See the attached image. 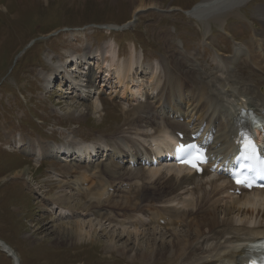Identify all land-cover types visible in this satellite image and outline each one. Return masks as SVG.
<instances>
[{
  "label": "rangeland",
  "instance_id": "374dc122",
  "mask_svg": "<svg viewBox=\"0 0 264 264\" xmlns=\"http://www.w3.org/2000/svg\"><path fill=\"white\" fill-rule=\"evenodd\" d=\"M203 1L0 0V238L21 252L23 264H150L132 259L135 251L124 255L111 249L110 240L122 229L110 226L106 221L96 225L97 234L92 239L60 238L59 224L73 223L61 231H74L77 227L72 215L62 214L60 207L52 202L66 193L54 179L63 177L61 186L66 180L71 186L76 175L68 173L67 164L70 163L61 162L60 156L47 157L43 163L41 157L45 154H39L38 142L105 144L107 139L119 141L122 136H127L145 143L142 134L154 133V129L148 127L150 119L173 111L174 106L182 110L181 115L187 114L188 107L196 99L193 86L185 92L182 105L176 101L179 87L167 88L164 95L159 94L167 67L174 59L183 61L185 69L195 64L215 73L220 65L226 67L225 71L231 70V62L240 57L239 52L245 53L244 57L251 56V49L256 55L261 52L264 0H248L234 7L236 11L227 10L204 21L186 13ZM141 4L150 8L134 15ZM129 22L131 25L126 28ZM106 25L113 27L108 31ZM109 42H114L119 53V66L134 55L136 79L135 84L129 86L133 88L131 91L135 88L142 92L121 98L125 87L117 78L118 66L108 80L104 56L96 60L97 63L91 62L99 92L89 100L76 99V95L85 92L77 88L73 93L69 78L60 80L56 89L50 90L47 80L55 73L62 74L61 71L65 72L63 77H67L65 69L72 54L79 53L83 57L102 54L110 49ZM83 67L81 65L79 71H83ZM257 72L264 78L260 71ZM161 78L163 81L159 83ZM229 81L220 86L221 91L231 88ZM240 86L236 85L237 88ZM98 98L103 107L87 114V108ZM148 103L154 109L141 113L140 104ZM163 104L167 110L162 108ZM221 118L224 123L225 116ZM111 162V158L99 155L90 164L109 165ZM76 163L78 161H73ZM41 164L42 168H39ZM81 165L84 171L87 163ZM130 168L126 159H121L120 171L127 173ZM132 171L139 172L138 169ZM111 183L114 185L115 181ZM166 190L163 185L155 186L149 180L140 183V191L150 201ZM112 195L113 200L124 201L123 194ZM68 197L67 194L69 200ZM76 198V195L72 196L71 203L77 206L90 200V197H81L82 201L78 202ZM123 211L132 213L128 208ZM147 236L143 240H140L141 235L132 240L137 245ZM125 241L126 238L117 240V244ZM0 264H12V259L0 253ZM157 264L164 263L159 261Z\"/></svg>",
  "mask_w": 264,
  "mask_h": 264
},
{
  "label": "bare ground",
  "instance_id": "6f19581e",
  "mask_svg": "<svg viewBox=\"0 0 264 264\" xmlns=\"http://www.w3.org/2000/svg\"><path fill=\"white\" fill-rule=\"evenodd\" d=\"M247 1L204 0L186 12L190 17L204 21L227 10L236 11L234 7ZM146 7L149 6L141 4L135 10L134 15L144 11ZM261 11V14L264 15V10ZM263 26L264 23L262 29ZM106 27L110 31L113 26L106 25ZM260 41L259 51L261 50V52L258 53L259 55H256L253 49H251L250 57H244L245 53L241 55L239 52L240 57L231 62V65L233 64L231 70L227 67L228 69L225 71L226 67L223 68L220 65L217 67V71L213 73L195 64L185 69V66L182 67L183 61L174 59L172 65L167 67L164 86L159 94L164 95L167 88L170 90L172 87H179V96L176 97V101L182 105L181 103L185 102V92L193 86L196 89H194L193 94L196 97L195 101L188 107L187 114L181 115L182 110L180 111L174 106L173 111H166L165 115L158 114L157 117L150 119L148 127L154 129V133L140 135L144 137L145 143L127 136H122L119 141L107 139L108 141L104 142L105 147L102 146L101 148H107L104 152H108L109 147L114 149V152L110 156L108 155V158L110 157L112 160L109 165L100 163L91 165L89 163L93 157L91 154L93 148L96 149L98 155L101 152L100 147H93L91 143L79 144L75 149L82 155V163H87V168L83 171L82 165L73 164V158L70 157L74 145L38 142L40 155L44 153L47 156L52 155L55 151L68 150L69 156L63 155L64 160L61 161L70 162L67 164L68 173L76 175L71 186L67 180L63 183L67 186H61L63 177L54 179L58 187L66 193L53 199L52 202L60 207L62 214L66 212L71 214L74 225L77 227L74 231H67L68 229L61 231L62 228L69 227L73 223L67 224V226L63 223L59 224L58 228L61 233L58 234L60 238L71 236L76 240L92 239L96 233V225L106 221L109 222L110 226H119L122 229L121 233H116V235L114 233L113 239L108 244L109 247L124 255L135 251V255L132 257L134 260H141L150 264H157L159 261L164 264H239L246 262L250 256L251 247L249 244L252 245L256 240L264 239V190L244 192L239 196H233L230 193L233 186L227 177L212 174L210 168L202 176H199L184 167L147 168L142 163L144 155L154 154L158 151V142L176 143L177 131L184 134L199 133V140L204 142L205 146L209 147L213 156L216 157L214 163L219 157L227 160V157L235 149V141L242 134V127L237 121L238 116L243 111L247 113L249 110L254 114L264 115V78L257 72L260 71L264 75L263 30ZM109 46L110 49L105 50L102 54H90L84 57L72 54L70 60L77 61L80 59L82 63L84 61L87 65H91V62H95L104 56L108 80L111 79L115 66H118L116 68L117 78H119L121 86L125 87V91L121 93V98L129 96V94L138 95L142 91L140 89L135 90V88L134 91H131L133 88L129 86V84H135L134 80L136 79L133 74L136 64L134 55L132 54L131 59L123 66L121 64L119 66L117 63L119 53L114 48V42H109ZM89 70L91 72V69ZM123 71L124 73H122ZM224 75L228 77L224 78ZM83 78H86V75L80 79L72 77L70 83L73 85V93L77 88L85 92L83 95H76V99L89 100L93 94L95 96L99 92L96 90L97 77H91L86 88L81 87L85 83ZM226 80H230L231 88L221 91L220 86L225 84ZM162 81V78L158 80L159 83ZM245 82L250 84H245ZM239 84L241 86L237 88L236 85L239 86ZM101 107H103V103L98 98L87 108V114L92 111L96 112ZM140 108L142 109L141 113H148L154 109L151 103L140 104L138 109ZM162 108L167 110L165 104L162 105ZM216 112H218L217 115ZM221 116H225L226 121L224 123H221ZM182 118H185V122H182ZM203 121L204 123H202ZM119 158L122 160L125 158L127 163L135 166L134 169L130 168V173H122ZM212 165L210 164V166ZM137 169L139 170L138 173L132 171ZM127 180L129 181L125 182ZM147 180L155 186L163 185L167 190L152 201L149 198L145 199L140 191V183L145 184ZM114 181L115 184L113 185L111 182ZM113 187H115L114 193H111L110 188ZM71 191L74 194H70ZM127 192L128 194H126ZM67 194L70 201L66 198ZM112 194L115 196L123 194L124 201L113 200ZM75 195L78 202L82 201L81 197H90V200L77 206V204L71 203V197ZM144 200L147 201L146 204ZM145 205L148 208L145 209ZM126 208L130 209L132 213L128 214V212L123 211ZM142 228L144 229L141 231ZM104 230L105 228L102 229V231ZM140 235V240L148 236L145 241L138 242L136 245V241L134 242L132 238L135 237L137 240ZM123 238H126L127 241L118 245L117 240ZM15 254L19 261L18 254L16 252Z\"/></svg>",
  "mask_w": 264,
  "mask_h": 264
},
{
  "label": "snow or ice",
  "instance_id": "6c2138e0",
  "mask_svg": "<svg viewBox=\"0 0 264 264\" xmlns=\"http://www.w3.org/2000/svg\"><path fill=\"white\" fill-rule=\"evenodd\" d=\"M243 146H244V148H245L246 150L251 149V150L255 151V144H254V142L251 140V138H245V140L243 141ZM203 162H204V161H203V159H202L201 157H197L196 160H195V162L192 163V166L198 168V164H199V163H203ZM236 182H237V183H240V184L244 183V181L239 180V179H237Z\"/></svg>",
  "mask_w": 264,
  "mask_h": 264
}]
</instances>
